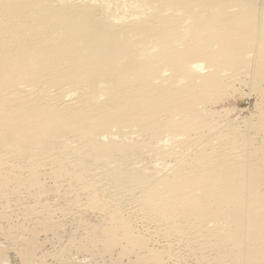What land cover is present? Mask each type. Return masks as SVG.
<instances>
[{
    "label": "bare ground",
    "instance_id": "bare-ground-1",
    "mask_svg": "<svg viewBox=\"0 0 264 264\" xmlns=\"http://www.w3.org/2000/svg\"><path fill=\"white\" fill-rule=\"evenodd\" d=\"M241 87L255 118L215 122ZM43 176L108 211L88 248L148 243L129 199L199 264H264V0H0V192Z\"/></svg>",
    "mask_w": 264,
    "mask_h": 264
},
{
    "label": "rangeland",
    "instance_id": "rangeland-1",
    "mask_svg": "<svg viewBox=\"0 0 264 264\" xmlns=\"http://www.w3.org/2000/svg\"><path fill=\"white\" fill-rule=\"evenodd\" d=\"M248 93V89L241 87L238 91L224 96L219 103L210 106V110L212 109V111H215V113L218 115V117L216 116L217 118H215V122H232L241 126V122H243V120L252 117L254 114L256 115L258 112V107L256 105L257 97L251 93ZM222 108L225 109L223 110ZM225 115L228 116L226 117ZM255 115L252 117L253 119L255 118ZM40 180L43 186L46 189L48 188L47 190L50 191L46 190L47 192L40 194L32 190L25 191V188L19 187L20 190L18 188L17 191L12 189V191H8L9 193L7 192L6 195L1 194L0 192V213L2 215L5 214V216L0 214L3 217L2 218L0 216V264H134L138 260L140 262L139 264H144V261H146L145 263L147 264V262L150 260L148 259L150 258L149 254L154 250L160 252L161 255H163V261H166H164L165 264H199V261H197V259L193 257L192 254H190L181 243L174 241L173 239L168 240L162 236L161 238L160 235L158 236V234L155 238V228L152 225H145L143 222H141V219L138 215V219L133 217L136 213H134L133 203L129 199H123L119 203L114 202L113 204L115 205V203H117L115 207L120 210L121 213L119 211L118 212L122 215L123 219H126H124V222L127 224L129 223L128 225L132 227L135 235H142L144 231H147V233L143 235L145 237L146 243L149 238L148 243H145L147 246L144 245V247H146H142L143 249L141 248V250H139L137 247H134V251H132L131 246L133 245L122 242V245L118 246L120 249L117 247L109 253L106 252V254L104 251H101L100 248H97V250L95 248H88L87 244L95 236H98V232L110 224V226H112V222L108 219L109 215L106 213L108 211H103L92 207L90 209V206H88L89 203H87L88 196L80 191L79 185L71 181L70 183L66 178L55 180L50 178V176H43ZM53 181L54 183H52ZM69 183L72 185L70 186ZM33 195L35 196L33 197ZM67 195L69 197L66 198ZM35 200L36 202H39V200H45V202L50 205H48L49 208L46 209V211H48L45 212V210L43 211L39 206H37L38 203L36 204ZM34 204L36 205V211L33 213L26 212L25 208L29 207L30 205L31 207H35ZM130 208L131 210L133 209L132 212L134 214L130 212ZM127 210L130 213H128ZM31 214H33V216ZM134 228L137 230L136 232ZM144 228L148 229L145 230ZM148 230L150 231V234L153 232L151 234L152 236L149 234ZM168 241H170L171 244ZM176 242L177 244H174ZM172 243L174 244L173 246ZM168 244L171 247L169 248L170 252L168 250L165 251ZM178 244H181V246L178 247ZM125 245L127 246V250ZM128 245L130 246L128 247ZM136 248L138 249L137 251ZM176 248L178 249L177 251L175 250ZM181 249L182 251H180ZM93 251L95 252L93 253ZM146 252L148 253L149 257H147ZM141 255H145L143 261L140 259L142 258ZM151 262L149 261L148 264H153Z\"/></svg>",
    "mask_w": 264,
    "mask_h": 264
}]
</instances>
